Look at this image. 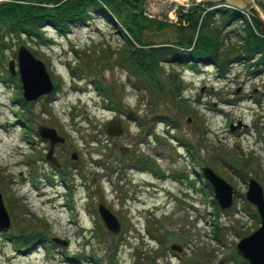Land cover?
I'll list each match as a JSON object with an SVG mask.
<instances>
[{
    "label": "rangeland",
    "instance_id": "374dc122",
    "mask_svg": "<svg viewBox=\"0 0 264 264\" xmlns=\"http://www.w3.org/2000/svg\"><path fill=\"white\" fill-rule=\"evenodd\" d=\"M201 2L211 3L138 0L119 11L164 23L143 27L142 41L184 44L196 32L178 28L186 22L177 10ZM87 14L65 32L45 20L39 38L0 31V193L10 218L0 264H248L235 247L260 225L245 192L251 177L264 192V69L237 59L246 22L217 13L204 29L224 77L213 61L165 60L150 75L130 65L125 29ZM22 45L54 86L34 101L8 68ZM116 120L122 133L109 135ZM40 125L64 138L53 148L60 167L46 159ZM203 166L236 189L230 208L217 204ZM99 203L117 217L118 233L106 229ZM19 232L41 235L19 247Z\"/></svg>",
    "mask_w": 264,
    "mask_h": 264
},
{
    "label": "trees",
    "instance_id": "16d2710c",
    "mask_svg": "<svg viewBox=\"0 0 264 264\" xmlns=\"http://www.w3.org/2000/svg\"><path fill=\"white\" fill-rule=\"evenodd\" d=\"M135 2L138 0H2L0 2V31L4 30L8 36L24 35L26 38H39L43 35L39 27L45 20H49L57 30L65 32L63 28L69 22L85 19L88 9H91L102 14L106 21L110 25H114L118 31L123 32L125 29L129 33V37L125 34L123 37L129 45V63L132 67L153 75L160 62L165 60L188 61L192 65L213 61L216 63L219 76L224 77L223 62H217L214 58L218 44H215V41H210V38L204 34L210 17L219 13L222 18L227 20V23L237 19H243L246 22V25L242 27V32L238 34V39L241 42L237 59L248 62L253 68H257L252 72L263 71L264 32L261 22L256 21L254 24L252 20L246 19L244 14L226 6L208 10L206 7L212 4L201 2V4L190 6L186 11L177 10L178 21L186 22L185 26L179 24L178 28L188 27L193 33L196 32L195 37H190L184 44L178 41L170 44L145 42L141 39V29L143 27L151 29V26L160 29L164 23L148 18L142 14V11L136 12V10H133L130 16L122 18L119 11L122 5L137 7L138 4ZM262 9L264 11V7ZM1 42L0 37V45ZM156 44L157 46H155ZM40 235V232H19L12 238L19 247H26L37 240Z\"/></svg>",
    "mask_w": 264,
    "mask_h": 264
},
{
    "label": "water",
    "instance_id": "95a60500",
    "mask_svg": "<svg viewBox=\"0 0 264 264\" xmlns=\"http://www.w3.org/2000/svg\"><path fill=\"white\" fill-rule=\"evenodd\" d=\"M205 2H225L236 12H240L244 8L252 12L255 18H259L256 10L249 6V0H202ZM262 24V23H261ZM264 32V25L262 24ZM8 68L11 74L16 73V69L21 81L22 97L25 101H34L42 95L49 94L53 90L52 80L46 70L44 63L36 58L25 46H20L17 51V60H10ZM234 127L231 125V130ZM38 134L43 139L50 140V148L46 154V159L58 165L53 157V146L56 143H62L64 138L59 136L54 128L40 125L37 129ZM109 135H120L122 127L119 121L111 122L107 127ZM75 158V154L72 156ZM203 177L211 184L214 191V198L221 209H228L233 202V195L236 189L225 179L220 177L214 170L208 166L201 167ZM246 200L251 203L257 210L260 225L250 234L242 237L236 243V252L248 264H264V192L262 185L254 178L247 181V189L245 192ZM98 213L106 226V229L113 234L120 231L121 226L117 217L102 203L98 205ZM10 226L9 214L4 206L2 195L0 193V230H5ZM56 242L60 239L54 238ZM173 249H179L176 245Z\"/></svg>",
    "mask_w": 264,
    "mask_h": 264
},
{
    "label": "built area",
    "instance_id": "2783aa9c",
    "mask_svg": "<svg viewBox=\"0 0 264 264\" xmlns=\"http://www.w3.org/2000/svg\"><path fill=\"white\" fill-rule=\"evenodd\" d=\"M250 4L262 15V11L260 9V5L264 6V0H250ZM243 13L249 17L250 11L249 10H244Z\"/></svg>",
    "mask_w": 264,
    "mask_h": 264
},
{
    "label": "flooded vegetation",
    "instance_id": "af4514ba",
    "mask_svg": "<svg viewBox=\"0 0 264 264\" xmlns=\"http://www.w3.org/2000/svg\"><path fill=\"white\" fill-rule=\"evenodd\" d=\"M37 133H38V131H37ZM39 135V134H38ZM40 136V135H39ZM40 138H41V141L42 142H45V143H47L48 144V149L50 148V140H48V139H43L41 136H40ZM59 143H57V144H54V146H53V148H55V147H58L59 145H58ZM56 166H58V167H60V165L58 164V165H56ZM57 168V167H56Z\"/></svg>",
    "mask_w": 264,
    "mask_h": 264
},
{
    "label": "bare ground",
    "instance_id": "6f19581e",
    "mask_svg": "<svg viewBox=\"0 0 264 264\" xmlns=\"http://www.w3.org/2000/svg\"><path fill=\"white\" fill-rule=\"evenodd\" d=\"M176 1H182V0H176Z\"/></svg>",
    "mask_w": 264,
    "mask_h": 264
}]
</instances>
